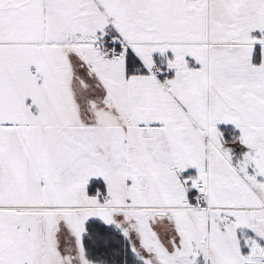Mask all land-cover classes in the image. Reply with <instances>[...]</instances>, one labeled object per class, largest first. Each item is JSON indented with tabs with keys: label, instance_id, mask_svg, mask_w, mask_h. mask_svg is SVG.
Returning a JSON list of instances; mask_svg holds the SVG:
<instances>
[{
	"label": "snow or ice",
	"instance_id": "snow-or-ice-1",
	"mask_svg": "<svg viewBox=\"0 0 264 264\" xmlns=\"http://www.w3.org/2000/svg\"><path fill=\"white\" fill-rule=\"evenodd\" d=\"M0 264H264V0H0Z\"/></svg>",
	"mask_w": 264,
	"mask_h": 264
}]
</instances>
